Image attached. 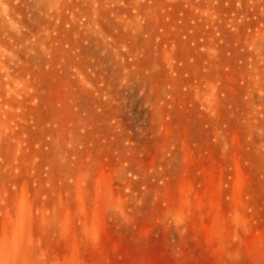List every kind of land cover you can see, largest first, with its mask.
I'll return each mask as SVG.
<instances>
[{"label": "rangeland", "instance_id": "374dc122", "mask_svg": "<svg viewBox=\"0 0 264 264\" xmlns=\"http://www.w3.org/2000/svg\"><path fill=\"white\" fill-rule=\"evenodd\" d=\"M0 264H264V0H0Z\"/></svg>", "mask_w": 264, "mask_h": 264}]
</instances>
